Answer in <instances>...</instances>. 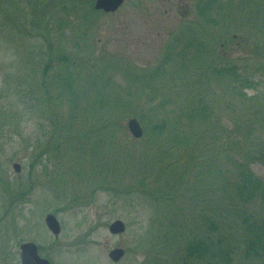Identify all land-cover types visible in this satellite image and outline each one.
Here are the masks:
<instances>
[{"label":"trees","instance_id":"16d2710c","mask_svg":"<svg viewBox=\"0 0 264 264\" xmlns=\"http://www.w3.org/2000/svg\"><path fill=\"white\" fill-rule=\"evenodd\" d=\"M75 1L50 0L47 3L41 0L33 6L37 13H41L40 19L45 26L41 30L40 26L34 27L40 20L35 16L29 23L36 30L29 34L26 32V37H41L46 51L38 81L32 77L25 82L27 88H24L23 97L27 103L31 102L27 109L36 110V105L38 107L41 102L52 101V92H55L58 102L54 99L53 109L56 106L59 108L65 97L71 112L65 120L60 115L61 111L56 110L49 141L39 144L32 152L29 162L31 171L27 178L13 181L0 170V196L5 214H14L17 206L29 201L38 186L52 188L57 192L56 197L63 199L66 195L64 186H67L65 177H70L72 184L88 178L85 181L98 184L94 191L99 188L119 192L114 186V178L130 172L138 180L131 182L122 192H142L154 196L153 202L157 207L145 237L157 253L149 255L142 264H264V179L256 176L250 167L255 162L264 164V93L247 96L244 91L255 88L257 83L245 78L244 71L237 64L226 62L219 49V38L215 39L218 47H212L209 42L200 39L205 33L188 29L190 36L184 46L179 51L177 46L168 47L167 55L151 74L147 77L128 74L127 77L130 84L134 80H142V93L147 89H153L154 94L169 89L170 94L184 97V102L174 105L171 113L165 109L164 103L133 106L140 94L135 97L132 87L123 88L116 83L113 73V70L117 71L116 63L105 62L101 70L83 73V68L76 65L74 53L54 46L51 34L64 31V19L72 9L69 4H75ZM216 1L204 2L211 11L216 8L217 19L207 17V22L217 26L220 19H224L226 6L221 3L215 5ZM241 2L244 4L247 0ZM93 5L90 11L98 13ZM47 14L49 18L46 20ZM203 15L204 11L200 10L198 17ZM59 19L63 20L58 24ZM9 21L14 23L11 17ZM260 54L264 57V47ZM188 62L199 72L198 79L192 84H184L182 89L177 78L169 79L168 76L182 73V69H187ZM82 82H86L88 87ZM213 82L217 89L212 87ZM223 83L231 85V88L222 90L226 87ZM150 92L147 90L144 95L148 101L153 97L152 90ZM213 94L218 97L214 101L211 99ZM231 96L241 99L244 109L234 118L233 127L226 129L216 121L215 116L231 111V108L227 110L220 106L224 97ZM171 115L174 118L173 130L169 132ZM128 116L138 117L144 125L142 140L130 139L125 127ZM4 122L0 120L1 125ZM206 134L211 136L210 145L202 144ZM144 140L146 144L140 152L124 145L129 141ZM217 141L221 143L222 151L216 147ZM193 147V158L184 161V155ZM43 157L54 160L51 172L48 166L41 169L48 181L41 180L38 176L40 169H36L38 163L42 164ZM222 159L228 162L226 166L234 167L233 171L218 169L208 172L207 166L211 169L224 166L216 163ZM92 165L99 168L83 167ZM163 166H170V180L166 179L169 172L163 170ZM177 168H180L178 177ZM140 174L144 175L141 177ZM74 176H77L76 180ZM123 183L119 180L116 185L121 187ZM208 194L216 195L215 203L219 207L228 208L221 222L203 212ZM188 197L193 202V209H196L195 216L179 213L180 204ZM69 207L72 208L71 205ZM57 211L54 210V213ZM223 214L220 212L219 216ZM220 225H224L225 230L220 229ZM12 257L13 254H10L8 264Z\"/></svg>","mask_w":264,"mask_h":264},{"label":"rangeland","instance_id":"374dc122","mask_svg":"<svg viewBox=\"0 0 264 264\" xmlns=\"http://www.w3.org/2000/svg\"><path fill=\"white\" fill-rule=\"evenodd\" d=\"M36 1L41 0H31V2L0 0V120L5 121L3 125L0 124V170L13 181L28 177L31 171L29 162L32 152L39 144L48 143L50 132L54 128L53 119H56V110L61 111L60 115L65 120L70 117L71 112L65 97L61 100L60 107L56 106L53 109L54 99L58 102L55 92H52V101L41 102L38 107L36 105V110L35 108L27 109L31 102L27 103L23 97L24 88H27L25 82L32 77L38 81L46 51L41 37H26V32L31 33L36 30L31 28L29 20L35 16L39 19L41 17V13H37L33 8ZM45 1L50 2V0ZM204 1L126 0L115 12L93 13L90 11V6L95 0H76L75 4H69V8L72 9L69 10V18L64 19L65 27L62 28L64 31L62 33L57 31V35L53 33L51 35L55 47H64L65 52L75 54L76 65L83 68V73L99 71L102 66L104 67L105 62L116 63L117 71L113 70L116 83L123 88L132 87L135 97L140 94L133 106L164 103L165 109L171 113L174 105L184 102V97L178 98L170 94L169 89L159 90L156 94L153 89H147L149 92L152 90L153 94L148 101L144 98L147 90L143 93L140 90L142 80L137 79L130 84L127 77L130 74L144 75V77L151 74L167 55L168 47L177 46L176 50L179 51L184 46L187 37L190 36L188 29L205 33L204 36L201 34L200 39L206 40L212 47H218L215 39L219 38L218 42L221 41L219 49L226 57V62L237 64L240 70L244 71L245 78L257 83L255 88L244 90L247 96L262 95L264 93V57L260 51L264 47V0H247L244 4L241 0L231 3L228 0L216 1L215 5L218 6L221 3L226 6L224 19H220L217 26L207 22V17L217 19L216 8L211 11ZM179 3L189 7L193 16L182 17L177 9ZM200 10L204 11L202 18L198 17ZM10 17L14 23L16 22L15 25L9 21ZM48 18L47 14L46 20ZM62 20L59 19L58 24ZM39 26L40 30L45 26L41 19L34 25V27ZM187 65V69L181 67L182 73L168 76L169 79L177 78L182 85L179 88L182 89L184 84H192L198 79L199 72L194 69V65L190 62ZM168 66L172 68V65L168 64ZM85 84L88 87L86 82H82V85ZM223 84L226 87L222 90L231 88V85ZM212 87L217 89L214 82ZM217 98L215 94L211 97L213 101ZM83 104L87 103L83 102ZM220 106L227 110L231 108V111L216 115V121L226 129L232 128L234 118L243 112V102L236 96L224 97ZM80 116L83 119V114ZM130 117L132 116L125 119L126 132L130 139H135L127 127V120ZM173 121L174 118L171 115L169 132L173 130ZM132 141L124 145L133 151L136 149L140 152L141 147L146 144L145 140ZM186 144L189 145L188 142ZM202 144H211L210 134L202 138ZM216 147L220 151L223 149L219 141ZM201 148L203 150L204 146L202 145ZM108 150L109 148L106 151ZM194 151V147L188 151L184 155V161H190ZM15 162L21 163L20 172L14 169ZM216 163H222L224 166H214L213 169L207 166L208 172L218 169L222 172H231L234 169L232 166H226L228 164L226 159L218 160ZM37 166L39 167L36 169H40L39 178L48 181L41 169L43 166H48L51 172L54 160L51 157H43L42 164L38 163ZM83 167L99 168L96 165ZM169 167L163 166V170L169 172L167 180L171 179L172 174ZM250 167L256 176L264 179L263 163L255 162ZM179 174L180 168H177V177ZM140 175L142 177L144 174ZM74 179L76 180L77 176H74ZM65 180L67 186H64L66 195L63 199L56 197L57 192L52 188L46 185L38 186L31 194L29 201L17 206L12 215L5 214L0 196V218H3L0 220L2 221L0 245L3 243V249H9L13 254L9 264H20L21 258L18 254L20 244L26 241H34L40 245L42 254L49 257L53 264H142L149 255H156V249L150 246L149 240L145 238L151 225V218L157 211L153 202L154 196L142 192H122L127 185L138 180L137 176L129 172L115 177L116 184L119 180L124 181L121 187L113 183L119 192L99 188L94 191V187L98 186L97 183L90 184L83 180L81 183L72 184L70 177H65ZM151 180L153 182V178ZM204 180L208 182L207 179ZM208 196V201L203 204V212L206 216L221 222L228 208L219 207L218 203H215V194H208ZM70 205L72 208L69 207ZM193 206L190 198H186L185 202L180 204V215L195 216L197 212ZM56 209L58 211L54 213ZM49 212L56 214L61 224L62 230L59 235L53 234L45 223V216ZM220 212L224 214L219 216ZM115 220H122L125 223L124 232L119 234L110 232V225ZM197 220L199 221L198 217ZM219 227L225 230L224 225ZM120 247L124 248L126 253L119 262H114L109 257V252ZM0 253H3L1 249Z\"/></svg>","mask_w":264,"mask_h":264},{"label":"water","instance_id":"95a60500","mask_svg":"<svg viewBox=\"0 0 264 264\" xmlns=\"http://www.w3.org/2000/svg\"><path fill=\"white\" fill-rule=\"evenodd\" d=\"M125 0H96L95 9L104 10L106 12H115L123 4ZM184 13H181L182 17H187L191 15L190 9L183 6ZM127 127L129 132L135 138H142L144 136V128L141 122L136 117H131L127 120ZM14 167L17 171H20L21 165L19 163H14ZM45 222L49 230L55 235L60 234L61 224L54 213H48L45 217ZM126 225L122 220H115L110 225V232L112 234H119L124 232ZM23 264H52L48 258L42 257L38 252V246L34 242H26L21 245ZM125 255L124 248H115L109 253L110 258L118 262Z\"/></svg>","mask_w":264,"mask_h":264},{"label":"flooded vegetation","instance_id":"af4514ba","mask_svg":"<svg viewBox=\"0 0 264 264\" xmlns=\"http://www.w3.org/2000/svg\"><path fill=\"white\" fill-rule=\"evenodd\" d=\"M177 9H178V12H183L184 11V8H183V5H182V3H179L178 4V7H177ZM1 223H2V221H0V225H1ZM0 249L2 250V254L0 253V258H1V262H2V264H8V257L10 256V252H9V249H3V243H1V245H0ZM40 251V250H39ZM21 249H20V253H18L19 254V256H20V258L22 257V255H21ZM20 264H22V258L20 259Z\"/></svg>","mask_w":264,"mask_h":264}]
</instances>
